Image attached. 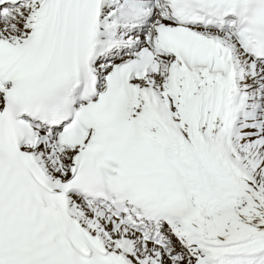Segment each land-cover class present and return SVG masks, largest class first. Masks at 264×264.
Here are the masks:
<instances>
[{
  "label": "snow or ice",
  "instance_id": "obj_1",
  "mask_svg": "<svg viewBox=\"0 0 264 264\" xmlns=\"http://www.w3.org/2000/svg\"><path fill=\"white\" fill-rule=\"evenodd\" d=\"M0 264H264V0H0Z\"/></svg>",
  "mask_w": 264,
  "mask_h": 264
}]
</instances>
